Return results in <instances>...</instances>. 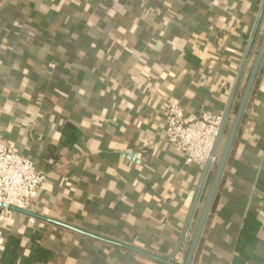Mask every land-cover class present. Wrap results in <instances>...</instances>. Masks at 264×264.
I'll return each instance as SVG.
<instances>
[{
    "label": "crops",
    "instance_id": "1",
    "mask_svg": "<svg viewBox=\"0 0 264 264\" xmlns=\"http://www.w3.org/2000/svg\"><path fill=\"white\" fill-rule=\"evenodd\" d=\"M263 1L0 0V138L48 175L38 218L0 221V258L38 235L45 264H183L213 173L188 226L203 170L166 111L223 116ZM192 264H264V61Z\"/></svg>",
    "mask_w": 264,
    "mask_h": 264
},
{
    "label": "built area",
    "instance_id": "2",
    "mask_svg": "<svg viewBox=\"0 0 264 264\" xmlns=\"http://www.w3.org/2000/svg\"><path fill=\"white\" fill-rule=\"evenodd\" d=\"M221 123V115L187 114L178 101H172L166 111L164 141L183 157L186 165L204 170L215 148ZM220 150L213 158L214 165L218 162ZM47 181L45 171L0 138V202L28 210L39 199ZM1 211L0 221L14 213L8 209ZM3 244L4 239L0 236V246Z\"/></svg>",
    "mask_w": 264,
    "mask_h": 264
},
{
    "label": "water",
    "instance_id": "3",
    "mask_svg": "<svg viewBox=\"0 0 264 264\" xmlns=\"http://www.w3.org/2000/svg\"><path fill=\"white\" fill-rule=\"evenodd\" d=\"M264 22V1L261 5L260 11L258 13V16L256 18L255 25L253 27L252 33L250 35L242 62L241 66L239 68V71L237 73L235 83L232 88V92L230 95V99L227 103L226 109L223 113L222 116V123L219 127L216 143H215V148L213 150L212 156L207 162L204 170H203V175L200 183V187L198 189L197 195L195 197L194 204L192 206L191 212H190V218L188 221V226L190 225L192 218L194 214L196 213V210L198 208V205L200 203V200L203 199L204 197V191L206 190L210 177H213L212 180L210 181L208 190L205 195V201L204 205L199 217L198 224L196 226L194 235L192 237L190 247L186 253L184 263L183 264H192L195 254L197 252L198 246L200 244L202 235L204 233V229L207 225L210 213L212 211V208L214 206L216 197L218 195L221 182L226 170V167L228 165L231 152L233 150V147L236 142V138L238 136L241 124L243 122L246 109L248 107L249 101L251 99L252 93L254 91V87L256 85L263 61H264V34L262 36V40L259 46V49L257 51L255 61L253 63V66L251 68L250 74L248 76L246 85L243 90V94L241 96V100L239 102L238 110L234 116L233 121H231V116H232V111L233 107L236 103V100L238 98V94L240 92V88L242 85L243 77L245 70L247 68L248 62L251 59L254 47L256 45V42L258 41V38L260 36V31L262 28V24ZM224 141V146L222 149L221 154L219 155V159L216 165H214L213 158L215 159L218 156L220 146L222 142ZM215 169V170H214ZM0 209H8L10 211H13L14 213H19L22 215H27L31 217H37L35 214H32L31 212L27 210H22V209H17L15 207L7 206L5 203L0 202ZM186 234H187V229L185 233L183 234V237L180 241L179 247L176 250L174 257L178 255L186 241Z\"/></svg>",
    "mask_w": 264,
    "mask_h": 264
},
{
    "label": "trees",
    "instance_id": "4",
    "mask_svg": "<svg viewBox=\"0 0 264 264\" xmlns=\"http://www.w3.org/2000/svg\"><path fill=\"white\" fill-rule=\"evenodd\" d=\"M261 43V37L258 38V41L256 42V45L254 47L253 53L251 57H254V54H256V50H258L259 46ZM244 88H240V92L238 94V98L236 100V104L233 107L232 111V117L235 116L239 102L241 100V96L243 94ZM63 135V140L62 144L65 147L72 148L75 146L76 142L78 139L81 137L82 132L81 130L74 124L68 123L62 132ZM1 209H0V215H1ZM246 221L245 228L244 229H249L252 228L257 230V225H255L253 222ZM247 232L244 231L243 235L241 238L246 237L248 243H250L253 240L254 234L251 236L248 235L246 236ZM41 237L36 235L34 236L33 239V245L29 248V253L26 254L24 251L21 249V239L18 236L15 235H9L6 237V244L2 250L1 253V263L2 264H36V263H42L45 264L49 261L50 258V251L45 249L43 246L42 242L40 243ZM245 243V240L242 241ZM247 243V242H246Z\"/></svg>",
    "mask_w": 264,
    "mask_h": 264
},
{
    "label": "rangeland",
    "instance_id": "5",
    "mask_svg": "<svg viewBox=\"0 0 264 264\" xmlns=\"http://www.w3.org/2000/svg\"><path fill=\"white\" fill-rule=\"evenodd\" d=\"M257 51V50H256ZM256 53V52H255ZM254 56H255V54H254Z\"/></svg>",
    "mask_w": 264,
    "mask_h": 264
}]
</instances>
